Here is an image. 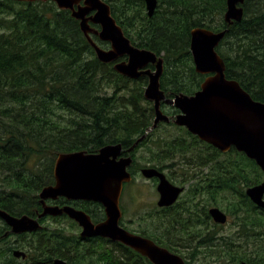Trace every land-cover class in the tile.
Wrapping results in <instances>:
<instances>
[{"label":"trees","instance_id":"trees-1","mask_svg":"<svg viewBox=\"0 0 264 264\" xmlns=\"http://www.w3.org/2000/svg\"><path fill=\"white\" fill-rule=\"evenodd\" d=\"M105 1L133 44L163 56L161 86L169 96L192 95L200 89L206 75L195 69L191 31L195 27L225 29L227 0H159L153 16L148 15L144 0ZM244 11L242 21L230 27L217 50L227 77L264 102V0H246ZM93 38L108 47L97 35ZM147 83L145 76L131 79L117 72L114 62H101L70 10L59 9L51 0H0V207L18 216L41 211L39 192L54 183V163L61 152H98L110 143L132 146L155 115L153 103L144 96ZM163 125L156 145L151 144L154 139L146 138L131 152L135 170L147 163L166 168L167 158L182 160L190 141L198 139L184 127L174 125L181 133L173 135L171 125ZM207 146L214 154L219 151ZM142 147L147 154L144 164L138 154ZM220 163V185L214 181L207 187L208 202H221L234 218L235 231L228 235L208 231L197 238L216 246L213 251L218 253L210 256L224 254V264L241 260L264 264V252L246 255L241 242L249 236L264 238V209L246 194L249 186L264 179V172L235 148L223 153ZM184 206L179 203L174 211L173 226L156 223L160 233H143L171 249L186 247L194 235L186 233L179 242L174 239L181 236L176 226L185 220L180 210ZM80 208L94 222L105 218L99 202L83 201ZM64 218L70 231L46 227L39 233L41 239L31 243L27 263L52 264L56 257H63L73 264H152L120 242L83 239L78 223ZM7 227L0 219V234ZM5 249L0 245V264H14L10 259L15 258Z\"/></svg>","mask_w":264,"mask_h":264},{"label":"water","instance_id":"water-1","mask_svg":"<svg viewBox=\"0 0 264 264\" xmlns=\"http://www.w3.org/2000/svg\"><path fill=\"white\" fill-rule=\"evenodd\" d=\"M51 1H54L59 9L71 11L101 62H115V70L131 79L148 77L144 96L154 102V123L126 150L128 153L160 122L169 123L173 120L177 125L187 127L191 133L222 152H227L232 147L244 152L264 171V102L255 99L238 80L227 77L225 61L217 50L230 27L244 18L246 0H227L225 29L220 31L206 27L192 29L190 48L195 69L207 76L195 94L180 93L174 97H169L161 87L164 58L150 49L134 45L117 23L108 2ZM144 1L148 15L153 16L158 0ZM92 24L99 25V28ZM93 34L98 35L101 41L108 42L109 47L100 45L94 40ZM122 57L126 58L120 60ZM162 103L174 106L180 112L176 116L168 115L162 110ZM122 151L121 143H110L95 153L86 150L59 153L55 161V182L45 186L40 193L42 212L37 216L29 214L18 216L0 207V218L10 227L3 236L35 231L40 227V218L48 214L65 213L82 227L81 236L84 238L102 236L118 241L147 257L153 264H186L181 255L149 237L133 233L120 225L121 195L124 183L132 178L128 167L133 162L131 155L120 156ZM141 172L147 178L159 177L160 206L174 204L184 190L183 187L172 184L163 172L153 167H145ZM246 193L258 206L264 208V181L248 187ZM59 196L100 202L105 209L106 218L96 223L82 209L47 204V199H57ZM210 213L217 223L224 224L228 220L227 213L218 207L211 208ZM15 255L25 258L27 254L22 250H16ZM53 264L69 263L59 257ZM240 264L251 263L242 261Z\"/></svg>","mask_w":264,"mask_h":264},{"label":"flooded vegetation","instance_id":"flooded-vegetation-1","mask_svg":"<svg viewBox=\"0 0 264 264\" xmlns=\"http://www.w3.org/2000/svg\"><path fill=\"white\" fill-rule=\"evenodd\" d=\"M162 108L165 112L174 116V114L171 113L172 111H174V108H172L166 104H164L162 106ZM179 112H177L175 114H178ZM161 124H162V126H160ZM163 124H168L171 126L176 125L173 120H171V122H169V123L161 122L158 124V126L153 131H151L149 133V134H151V136L149 137V134H148L144 139H146V138L147 139H154V142H152L151 144L156 145L157 144L156 141L158 140V137L161 136L160 128H164ZM184 128H186V127H184ZM194 136H197V135H194ZM197 138L198 139H192V141H190L191 146L189 149H187L185 156L182 160L177 161V159H176L175 163H173V162L168 163L167 162V164H168L167 167L163 168V169H160L157 164L152 165V163H147L148 164L147 166H140L137 170H135L136 168H135L134 157L132 156L133 162L130 165V167L128 168V170L132 174V180L135 179L139 174L142 175L141 171L144 167H153V168L163 172L172 184L179 186V187H183L184 190L180 194V196L178 197L177 201L174 204L160 206L158 204V201L160 198V193L158 191V184H159L160 179L157 176H154L153 178H149V180L151 179V181H153V185H154V188H155V191L157 194V197L154 201L152 209L149 211H145L143 217H141L138 221H135L133 219L126 221L124 219V210L122 207L123 202L121 199L120 205H121L123 215H122V219L120 221V224L123 227H125L126 229H128L129 231L136 233V234L143 235V236H146L143 233L145 231L149 232V233L158 234V233H160V230H161L159 227H157L155 225L156 223H158V219L162 220L163 226L164 225L173 226L175 224L174 220H173V213L177 209V207L179 206V203H181L183 206L185 205L183 209H181L182 207L180 208V210H182L181 212L185 213V214H181V215H185L186 219H188V220L183 221L182 223H177L176 228H179V229H177V231L183 230V227H185L186 231H182V232L187 233V235H189V236L194 235L191 238L192 242L190 244H188L186 247H184V251H186V253H185V256L184 255H182V256L185 259L186 264H202L204 262H211L210 259H215V262L216 261L222 262V260H223L222 258L224 256V254H221V256L219 255L217 257L210 256V254L218 253L216 251H213L214 248H216V246H212V245L208 246L206 243L200 242L202 239L197 238V236L205 235L208 231H210V232L215 231V233H217V230H218L217 227L225 225L229 221V217H231L227 213V211L225 210V212L227 213V216H228L227 222L224 224H220V223L215 222L214 219L212 218L211 213H210V209L215 208V207L222 209V207L219 205V203H221V202H217V201H213V200H210V202H208L209 195L211 196V194H210V191L207 189V187H210L212 185V182H214V181L217 182L216 184L218 186L220 185V176H221L220 160H221V157L223 155V152L218 149L219 151L215 152V154H214L213 150H212L213 148L207 146V145L212 146L211 144L201 140L198 136H197ZM143 140H141L140 142H143ZM206 143H207V145H206ZM128 148L123 147V151H122V154L120 156H128L129 153H127V151H126ZM143 148L144 147H142L141 149H143ZM214 148H216V147H214ZM206 149H210V151H207ZM233 149H234V147H232L228 152L233 151ZM207 152H209L208 153V159H207ZM228 152H226V153H228ZM226 153H224V154H226ZM131 155H132V153H131ZM174 158H175V156H173L171 158H167V160L174 159ZM54 168H55V164H54ZM146 179H148V178H146ZM132 180L130 182H132ZM263 181H264V179L260 183H262ZM54 182H55V174H54ZM130 182H126L124 184L122 194L124 192L126 185ZM257 184H259V183H257ZM254 185H256V184H254ZM254 185H251V186H254ZM247 189H246V191H247ZM218 198H219V200L221 198V197H219V193H218ZM214 200H216V199H214ZM39 201H40V198H39ZM83 201L86 202L88 200L68 199L65 196H59L57 199H47L46 200L47 204H50V205H57L59 207L73 206V207H76L78 209H82V208H80V205ZM88 202H90V201H88ZM260 208H262V207H260ZM262 209H264V208H262ZM42 210H43V207L41 204V211L37 210V213L35 216H37V214L42 212ZM82 210H84V209H82ZM65 216L68 217V215L65 213L62 215L56 216V217L60 218L62 221V219H64ZM47 217L55 218L53 216H46V217L41 218L40 222L43 223L44 219ZM207 219L209 220L208 225L206 222ZM141 220H144V221H141ZM154 222H155V224H154ZM183 223L186 225L184 226ZM164 228L165 227H162V229H164ZM44 229H45V227L41 230H37L34 232H25V233H20V234L10 233L7 237H4L3 235L7 231L10 230V227L8 226L7 228L4 229V232L2 234H0V245H2L4 242L6 243V245L4 244V248H6L5 251H8L9 257L15 258V260L10 259V260H13L14 264H30V262L29 263L26 262V259H30V257H31L30 245L33 242V240L38 241L39 239H41V236L39 233H41ZM78 229L77 230L80 233L82 228L79 226ZM66 231H70V229H66ZM146 237H148V236H146ZM149 238L156 241L152 237H149ZM175 238L177 241V237H175ZM22 242H27L28 244H25ZM156 242L158 244H160L158 241H156ZM160 245H162V244H160ZM243 245L244 244L242 243V246ZM162 246H165V245H162ZM165 247H167V246H165ZM167 248H169V247H167ZM169 249L174 253L180 254L179 248H177V247H176V249H175V247H173V249H171V248H169ZM16 250H22V251L26 252V254H27L26 257L23 258L22 256H16L15 255ZM140 255H142V254H140ZM143 257H145V256H143ZM228 257L229 256H227L225 259H227ZM56 258H59V257H56ZM61 258H63V257H61ZM145 258H147V257H145ZM208 258H209V260H208ZM63 259L66 260L69 264H73V263L69 262L67 259H65V258H63ZM54 260H53V262H54ZM242 261H246V260H241L240 262H237V263L235 262L233 264H240ZM145 262L148 263L147 261H145ZM225 263H227V262H225ZM249 263H251V262H249ZM251 264H253V263H251Z\"/></svg>","mask_w":264,"mask_h":264},{"label":"rangeland","instance_id":"rangeland-1","mask_svg":"<svg viewBox=\"0 0 264 264\" xmlns=\"http://www.w3.org/2000/svg\"><path fill=\"white\" fill-rule=\"evenodd\" d=\"M173 135H177L181 132H179L175 126L169 127ZM172 135V134H171ZM207 151H210L209 149H206ZM145 150H139L138 154L141 157L140 162L147 163L145 159L144 154ZM176 158L167 160V162H173L175 163ZM222 196V192H219V197ZM157 197L153 181L151 179H146L143 177L141 174H139L135 179L132 180V182L129 183L124 189V192L121 196L122 199V207L124 210V219L126 221H129L130 219H133L135 221H138L141 217H143L145 211H149L152 209V206L154 204V201ZM181 214H185L184 212ZM183 216V220L186 221L185 215ZM144 221V220H141ZM146 221V220H145ZM153 223V222H152ZM158 223L162 225V220L158 219ZM43 224L45 225V228H49L52 231V228L58 226L59 228H64V230L68 229V222L65 221V218L62 219V221H56L52 217H47L44 219ZM155 224V222H154ZM147 226V225H146ZM217 233L216 234H223V235H228L231 234L232 232L235 231V224H234V218L231 216L229 217V221L223 225L217 227ZM177 233H180L181 236H177L178 242L180 241L179 239L183 236L186 235V233L182 231H176ZM176 239V238H174ZM241 242L244 244V251L243 253L248 255H255L257 252L262 253L264 252V238L259 239V238H254L253 236L247 237L245 240H241ZM25 244H28L27 242H22ZM3 243L2 245H4ZM179 248V253L181 255L185 256L186 251H184V247H177ZM211 262H204L202 264H224L223 262L216 261L215 259H210ZM3 261V257L0 258V263Z\"/></svg>","mask_w":264,"mask_h":264},{"label":"bare ground","instance_id":"bare-ground-1","mask_svg":"<svg viewBox=\"0 0 264 264\" xmlns=\"http://www.w3.org/2000/svg\"><path fill=\"white\" fill-rule=\"evenodd\" d=\"M158 4H159V0H158ZM158 7V6H157ZM171 96V95H170ZM55 164V163H54ZM54 174H55V168H54ZM52 184H54V183H52ZM48 185H50V184H48ZM47 186V185H46ZM45 187V186H44ZM43 187V188H44ZM42 188V189H43ZM42 189H41V191H42ZM41 191L39 192V198H40V202H41V196H40V193H41ZM8 211V210H7ZM9 212V211H8ZM12 214V213H11ZM64 214V213H63ZM14 215V214H13ZM62 215V214H61ZM32 216V215H31ZM46 216H53V217H56V216H59V215H51V214H48V215H45L44 217H46ZM43 218V217H42ZM41 219V218H40ZM40 219H39V225H40V227L37 229V230H41V229H43L44 227H45V225L42 223V222H40ZM37 230H35V231H37ZM29 232H34V231H29ZM7 237V236H6ZM95 237H101V238H104V239H109V238H107V237H102V236H93V237H85V238H83V239H89V238H95ZM110 240V239H109Z\"/></svg>","mask_w":264,"mask_h":264}]
</instances>
